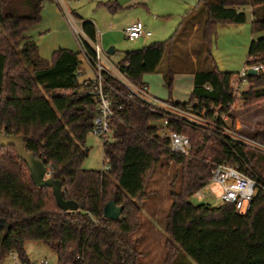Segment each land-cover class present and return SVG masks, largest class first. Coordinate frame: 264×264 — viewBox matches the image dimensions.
Instances as JSON below:
<instances>
[{
  "label": "trees",
  "instance_id": "obj_1",
  "mask_svg": "<svg viewBox=\"0 0 264 264\" xmlns=\"http://www.w3.org/2000/svg\"><path fill=\"white\" fill-rule=\"evenodd\" d=\"M45 0H0V130L24 137L26 148L44 160L50 177L62 182L65 199L80 206L63 211L50 186L38 187L16 146L0 150V264L10 251L21 262L31 264L25 244L40 240L57 254L58 264H139L142 253L134 234L141 226L142 202L148 196V179L164 160L178 164L171 185L172 205L166 216V249L163 264H172L185 252L195 264H264V188L256 191L250 209L237 212L232 203L213 206L194 203V193L209 181L214 162L252 165L264 184V154L220 133H211L190 123L172 122L167 128L191 139L189 156L172 153L170 140L162 135L161 117L116 94L109 86L112 110V138L104 141L103 152L109 170L83 166L89 153L87 136L93 130L97 102L89 94L78 71L83 69L81 52L59 47L52 62L42 59L37 42L26 32L42 20ZM207 12L203 40L211 56L217 25L243 24L254 11L252 32H264V0H200ZM111 10L116 3H100ZM182 27V26H181ZM89 37L96 38L95 25L83 24ZM182 30V29H181ZM174 33L138 49L126 50L120 62L136 83L155 73L179 36ZM249 56L264 60V37L253 40ZM168 75L171 88L173 76ZM235 72L220 69L195 73L191 98L175 102L191 104L195 112L218 124L226 122L216 112L229 113L235 104L230 81ZM118 91L125 88L105 75ZM250 86L242 93L244 106L264 99V74L250 75ZM211 86V90L206 88ZM257 137L264 140V130ZM111 199L123 206L117 220L104 216Z\"/></svg>",
  "mask_w": 264,
  "mask_h": 264
},
{
  "label": "rangeland",
  "instance_id": "obj_2",
  "mask_svg": "<svg viewBox=\"0 0 264 264\" xmlns=\"http://www.w3.org/2000/svg\"><path fill=\"white\" fill-rule=\"evenodd\" d=\"M66 6L70 13L75 16L74 9H84L90 11H100L97 1L92 0H65ZM215 1V0H212ZM56 2V1H55ZM202 12V21L199 30L188 33L184 38V29L180 30L173 43V59L167 61L168 54L165 55V61L155 73L145 74L144 81L148 83L150 93L163 100L171 99V96L178 97L183 101H188L192 95L195 72L202 70L220 69L239 73L247 65L249 45L251 43L252 31L249 23L247 24H220L217 28V34L212 41L211 56L208 54L207 44L203 40V23L207 18V12L200 6ZM77 11V10H76ZM105 13V12H104ZM79 19L78 17H76ZM80 20V19H79ZM78 20V21H79ZM81 22H78L80 25ZM109 28L114 27V22L107 20ZM218 26V25H217ZM37 42L40 56L47 62L51 63L53 53L62 48L81 51L78 38L69 23L67 16L59 3L47 0L42 10V20L28 28L26 32ZM173 33V32H172ZM169 34L163 40L170 38ZM124 34H115V42L112 44L118 52L112 55L114 61H119L126 50L138 49L134 44L142 40L130 41L125 39ZM159 40V41H163ZM108 45H106L107 47ZM197 57L198 59H194ZM83 68L86 76L92 75L88 64L83 60ZM88 72V73H87ZM172 72L173 83L171 88L168 87V75ZM249 87L245 86L243 91ZM236 97L235 104L229 113H223L224 121L229 125L231 134H238L244 137H255L264 142L263 139L256 136L260 130H264V99L244 106L242 102V93ZM211 133L212 130L210 129ZM233 134V135H234ZM112 138V135H110ZM89 148L83 166L87 169H103L105 158L103 152V138L90 132L86 139ZM255 149L254 147H249ZM257 150V149H255ZM260 153L262 151L257 150ZM179 168L178 164L171 160H164L154 169L147 183L148 196L143 199L142 211L139 219L141 220L140 228L132 234L134 239H138V251L142 253L139 264H163L168 251L166 249V216L172 205L171 190L178 189L179 181L171 185L174 174ZM245 169L251 175H258V172L252 168L251 164L245 166ZM264 175V167L259 168ZM214 194L209 193L204 201L211 203L213 206H221L223 201L219 198L222 192L220 186H213ZM191 201L198 203L193 196ZM27 253L30 257L31 264H58L57 254L50 247L40 240L29 241L27 244ZM3 264H15L14 258L10 255L5 259ZM20 264H25L20 261ZM172 264H195L185 252H180Z\"/></svg>",
  "mask_w": 264,
  "mask_h": 264
},
{
  "label": "built area",
  "instance_id": "obj_3",
  "mask_svg": "<svg viewBox=\"0 0 264 264\" xmlns=\"http://www.w3.org/2000/svg\"><path fill=\"white\" fill-rule=\"evenodd\" d=\"M54 1L61 5L65 16H67L72 31L75 32L79 41L81 59L83 58L92 72V75L86 76L87 70L85 71L83 68L77 73L82 77L87 92L96 96V114L93 121L94 127L92 133L102 137L103 142L109 140L110 135L113 134L114 128L111 126V120L115 116L114 110H112V99L105 88L109 86L112 91L119 94L121 97L160 115V124L166 127L162 135L170 140V149L172 153L174 152L188 157L191 148V139L189 136L174 129L171 130L167 128L172 122L190 123L191 125L201 127L202 129H211L212 131L220 129L221 134L228 136L233 141L240 142L246 146L254 147L264 152V142L259 139L255 137L249 138L239 136L237 133L231 134V130L227 123L219 127L217 123L195 112L191 104H187V106H178L173 99L163 100L154 96L150 93L147 83H136L133 81L132 78L127 75L123 65L120 62L114 61L112 54L102 46L100 42L101 33L95 28L96 38L92 39L89 37L87 32L83 29V24L80 23V25H78L80 21L68 10L66 1ZM125 30L126 39L130 41L137 40L144 35H152V32L146 28L141 20L129 24ZM250 68L254 69L257 74H264V60L261 56H249L247 65L244 69L234 74V77H232L230 81V90L234 97H237L241 91L245 89V86H250L248 80L249 74H247ZM105 75H109L111 78L118 81L125 88V92L122 93L114 88L107 82ZM206 88L209 90L212 89L210 85H206ZM219 115L224 121L225 116L223 113L219 114L216 112V116ZM104 165L103 170L110 169L109 164L104 163ZM49 174L50 171L48 169L47 175L50 177ZM213 186H220L222 188L219 197L221 201H223V203L234 204L236 211L240 213H245L250 209L256 191L259 187L264 188V184L257 175H251L246 169H240L238 165H232L227 162H214L213 172L209 181L202 188L198 189L193 196L198 202H204L209 193L214 194L212 190ZM8 255L14 258L15 264H20L19 256L15 251H10ZM44 264L49 263L48 261H44Z\"/></svg>",
  "mask_w": 264,
  "mask_h": 264
},
{
  "label": "crops",
  "instance_id": "obj_4",
  "mask_svg": "<svg viewBox=\"0 0 264 264\" xmlns=\"http://www.w3.org/2000/svg\"><path fill=\"white\" fill-rule=\"evenodd\" d=\"M92 1L93 3L97 1L96 6H98V8L100 7V11L95 10L93 12L92 11L89 12L88 10H84V9H80L79 11V9L77 8L74 9V14L75 17H78L80 19L78 20L81 22V24L91 21L95 25L97 31L101 33L100 42L102 46L105 47L106 49L109 46H113L112 44L115 42L114 39L115 34L118 33L125 35L126 27L129 24L136 22L137 20H141L146 26V28L152 32V35L150 36L144 35L138 38L137 40L141 38L142 40L138 42V44L133 45L136 48H141L151 43H154V41L163 40L166 37H168L169 34L173 35L174 33L180 31L181 29H184V38H187L189 37L187 36L188 33H192L199 30L198 27L201 24L203 18L200 9L201 6L200 0H92ZM107 1L115 2L117 4L115 6L116 9L111 10L107 6L104 7L99 5L100 3H105ZM46 3L47 0H45L43 8L46 5ZM54 3L56 2L54 1ZM239 9L246 13L247 21L245 24L249 23L251 27V22L255 17L253 8L250 5H248V6H240ZM107 20L108 21L111 20L112 22H114V27L109 28L106 23ZM223 24L224 23H222V25ZM219 26L220 24L217 26V28H219ZM251 31H252V27H251ZM263 37H264V32H259V33L252 32L251 43L253 40H258ZM175 41H174V45H175ZM106 45L108 46L106 47ZM114 49H115L114 54H116L118 50L116 49V47H114ZM167 54H168V57L166 59L167 61L174 60L173 50H171L170 53ZM123 56L124 54L119 59V61L123 59ZM164 58L162 61H165ZM194 59H198V58L195 57ZM193 80L195 83V76ZM193 88H194V84H193ZM171 99L177 102H187V101H183L178 97L175 98L173 96H171ZM28 242L29 241H27L25 244L26 251H27Z\"/></svg>",
  "mask_w": 264,
  "mask_h": 264
},
{
  "label": "water",
  "instance_id": "obj_5",
  "mask_svg": "<svg viewBox=\"0 0 264 264\" xmlns=\"http://www.w3.org/2000/svg\"><path fill=\"white\" fill-rule=\"evenodd\" d=\"M107 51L110 54L115 53L113 46H109ZM250 75H257V72L250 68L247 72ZM16 146L18 156L24 160L29 168L30 176L38 187L50 186L56 198L57 205L64 211H76L79 210L80 206L73 199H65L64 191L62 190V182L53 177H49L48 166L44 160L37 157L32 151L29 152L26 148L25 140L23 136L17 134H6L3 130H0V150L3 147ZM104 216L107 219L117 220L121 217L124 207L117 205L116 201H111L105 204Z\"/></svg>",
  "mask_w": 264,
  "mask_h": 264
}]
</instances>
